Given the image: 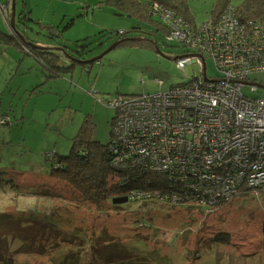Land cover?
<instances>
[{"label": "rangeland", "instance_id": "1", "mask_svg": "<svg viewBox=\"0 0 264 264\" xmlns=\"http://www.w3.org/2000/svg\"><path fill=\"white\" fill-rule=\"evenodd\" d=\"M23 2H26L25 9L32 20H25V24L18 19L24 9ZM100 2L16 0L14 22L26 34L29 45L42 48H61V42L70 44L78 39L94 38L101 28H107L111 36L103 38L98 49L86 55L87 59H92L117 40L115 34L130 31L132 23H136L131 18L112 14L109 6ZM215 2L187 0L197 27L210 19ZM242 2L229 0L235 8ZM75 16L74 23L64 29L60 38L48 35L49 26H60L62 30ZM0 28L8 30L2 17ZM128 31L127 37H135V33ZM140 38L152 45L118 47L89 67L76 64L62 78L50 81L42 79L41 65L36 59L25 55L19 47L8 46L11 41L0 40V214L32 210L40 214L54 213V217L61 215L66 220L62 228L69 233L82 234L86 239L84 242L77 240L74 245L58 243L61 245L57 250L45 247V251L44 245L50 247L52 239L45 242L44 238L33 244L27 240L28 247L36 245L41 250L35 249L38 253H33L31 249H23V253L14 254L22 249L23 243L13 234L17 228L28 232L35 229L40 233L41 229L36 228L41 225L29 219L8 220L0 223V228L9 222L17 226H13V233L3 232L6 247H9L7 255L15 264H62L68 251L82 254L80 248L83 247L86 249L81 262L100 264L101 261L97 263L94 257H100L112 244L117 247L107 254L119 264H264L262 192L240 194L206 213L196 206L191 209L184 203L171 202L167 195L159 196L155 190L141 194L131 192L123 196L127 197V202L114 207V203L106 199H90L87 193L92 194L93 189L89 188L90 192L79 188L81 193L50 179V168L56 166L52 156H62L61 150H66L64 155L69 152L72 138L84 119L89 118L93 125L94 140L106 144L112 139L114 122L112 126L111 121L115 111L119 110L114 111L105 100L121 95L163 92L186 83L199 73L197 65H188L182 73L173 60L186 52L192 54V49L166 41L163 33L156 39L148 35ZM206 72L211 77L216 73L210 58L206 61ZM251 80L255 84H264V73L253 75ZM250 89L242 90L250 98L264 97V90L252 93ZM85 195L90 199L87 202ZM117 199L121 198H114ZM123 205L126 206L121 208ZM238 206L239 209L245 206L249 224L237 231L236 236L232 235V244L211 243L214 232L224 229L225 225L230 232L236 230L233 228L236 218L233 221L232 217ZM139 217L142 220L136 219ZM83 243L86 245L81 247Z\"/></svg>", "mask_w": 264, "mask_h": 264}, {"label": "built area", "instance_id": "2", "mask_svg": "<svg viewBox=\"0 0 264 264\" xmlns=\"http://www.w3.org/2000/svg\"><path fill=\"white\" fill-rule=\"evenodd\" d=\"M162 13L166 41L194 51L175 57L177 69L197 65L199 73L163 92L114 99L110 151L116 166L138 162L164 175L174 185L165 194L171 202L187 193L189 202L212 208L242 188L264 185V97L242 90H264L251 80L264 73V21H240L227 7L216 21L193 28L174 11Z\"/></svg>", "mask_w": 264, "mask_h": 264}, {"label": "trees", "instance_id": "3", "mask_svg": "<svg viewBox=\"0 0 264 264\" xmlns=\"http://www.w3.org/2000/svg\"><path fill=\"white\" fill-rule=\"evenodd\" d=\"M25 3L26 2H23L24 9L21 10L18 18L20 20V23H22V21L25 22V20L28 21L31 17L30 12L25 9ZM100 3L109 6L112 14L118 17L131 18L136 22L135 24L132 23L131 27L129 28L130 31L127 30L128 32L136 34L135 37L132 38H140L142 37V35H148L153 36V38L156 39L159 34L163 33V37L166 40L168 31L164 24L162 13L165 9L174 11L176 13V16H179L183 21L191 25L193 28L197 27L189 12L187 0H101ZM6 6L7 5L0 4V10L2 12L3 18L10 25V8L9 6ZM227 7H232L229 4V0H216L214 8L212 10V15L206 23H212L216 21L219 14ZM235 9L236 16L240 21H264V0H243L242 4ZM78 15L82 16L81 13H79ZM74 21L75 18L71 17L62 30L60 29V26H49L48 29L50 31L48 32V35H50L51 37L54 35L60 38L64 29L71 26ZM15 27L17 28H15V30H18L20 33L24 32L18 27V25H16ZM127 31L115 34L117 39L127 38ZM110 36V30L101 28L98 34L94 36V38L87 37L84 39H78L70 44L61 42L59 44L60 46L64 47L66 51L64 53L59 52L56 49L36 48L33 45H29L27 42L23 41L22 38L19 39V37L15 39H11L9 37L8 38L10 39V41L19 46L21 48L20 50L23 51L25 55L32 57L39 62L42 67V79L44 81H48L56 78H62L65 74L71 72V70L75 67L77 61L86 60V55L91 53L95 49H98V47L103 42V38ZM149 44L152 45V43L148 40L141 39L137 40L136 42L124 43L119 47L129 46L140 48L143 46H149ZM85 67L88 66L85 65ZM113 100H105V103L111 106ZM114 117L112 118V121ZM92 127L93 125L90 119H84L76 135L72 138L69 152L64 155L66 150H61L60 155L62 156H59L57 154H54L52 156L53 160L56 159V166L52 165L50 168L49 176L51 180L65 183L66 185L75 188L81 193H83V191L79 188H83L86 191H90L89 188L91 190L93 189L95 191L92 194L87 193L90 199L100 198L106 199L109 202H113L114 198H123V196H128L131 192L137 191L146 192L155 190L159 195L171 193V191H167H169L168 189H173V183L166 181L164 179V175L160 176L147 170L146 168L144 170L143 166L138 165V162H136L135 164L128 163L121 167L116 166L114 164L115 155H113L109 149L111 148V140L106 144H102L94 140L92 137ZM177 190L179 191L180 189L177 188ZM251 191H255V194H257L258 192L264 193V185L254 189L242 188L237 196H239L240 194H247ZM188 196L190 197V195H188L187 193H185V195L183 194L182 196L183 202L181 203H184V206H188V208L191 209L194 208L193 206H196L198 208L204 209L206 213L213 212L217 206L227 203L233 198L237 197H232L229 201H220L217 206L210 208L207 207L208 205L189 202L187 200ZM84 198L86 202L90 200L86 195ZM113 206L118 207L116 204H113ZM124 206L126 205L119 207L124 208ZM239 208L240 206H238L236 211H233L235 213L232 217L233 221L236 218L235 225L233 226V228H236V230H231L230 232L229 230L225 229L227 228L225 225L223 227L224 229L220 230L219 232H214L210 240L211 243L230 245L233 241L232 235L236 236L237 231L243 230L246 225L249 224L245 206L242 207V209ZM11 212L12 211H3V213L0 214V223H5L8 220L29 219L34 224L41 225L36 228L41 229V232L37 233L35 229H32L31 232H28L27 230H19V228H17L14 223H6V228H0V264H15L13 259L9 255H7L9 252V247H6V235L3 234V232H5V234L13 233V226L18 229L15 231V233H13L16 236L15 238L18 241L23 242L22 249L20 251L14 252V254H20L23 249H31L33 250V253H38L34 250H38L39 247H36V245L35 247H28L30 246V244L27 240H30L31 244H33L40 242L44 238L45 242L52 239V245H50V247H47L49 245L45 244L43 251H45V247L48 250L55 247L57 250L58 248H60L59 246L61 244L74 245L77 243V240H81L82 242L86 240L82 234L76 235L73 232L69 233L64 228H62V223L66 222V220H64L61 215L54 217V213L40 214L35 213L32 210H25V212H18L16 214ZM198 212L202 213L200 211ZM229 213L230 211L227 212V214ZM136 219L138 221L142 220L141 217ZM261 229L263 230L262 234H264V224ZM18 232L20 234H17ZM89 242L86 241L85 243ZM85 243H83L81 247L86 245ZM116 247L117 246H115L114 244L108 246V248L106 249L108 251L104 252V254L99 255L100 257H94V260H98L97 263L101 261L100 264H119L117 263V259L116 261H114L113 258L108 255L109 253H113ZM85 249V247L80 248V250L83 251L82 254L74 253V251H68L62 258L61 263L83 264L80 258L84 256ZM40 250L41 249H39V251ZM98 254L99 253H97L96 255ZM157 263L158 262H156V264Z\"/></svg>", "mask_w": 264, "mask_h": 264}, {"label": "water", "instance_id": "4", "mask_svg": "<svg viewBox=\"0 0 264 264\" xmlns=\"http://www.w3.org/2000/svg\"><path fill=\"white\" fill-rule=\"evenodd\" d=\"M10 5H11V17H10V21H11V25L13 27H15V6H16V0H10ZM74 18H77V16H75ZM28 21L32 22L31 19H29ZM20 38L24 39L23 41L27 42V36L25 33L19 34ZM137 40H141V38H132V37H127V38H122V39H117L115 40L106 50H104L100 55L92 58V59H86V60H79L77 61L76 64H79L80 66H85L87 65L88 67L95 61L101 59L104 55H106L107 53L111 52L112 50H115L116 48H118L120 45L124 44V43H129V42H136ZM36 48H42V47H38V46H34ZM61 48H49V49H56L59 52H66L64 47L60 46ZM173 60H175V58H173ZM127 202L126 198H121V199H117V200H113L114 204H122Z\"/></svg>", "mask_w": 264, "mask_h": 264}, {"label": "crops", "instance_id": "5", "mask_svg": "<svg viewBox=\"0 0 264 264\" xmlns=\"http://www.w3.org/2000/svg\"><path fill=\"white\" fill-rule=\"evenodd\" d=\"M0 4L1 5H7L6 7H8L9 6V8L11 9V5H10V1L9 0H5V2H4V0H0ZM25 5H26V3H25ZM0 17H2V19L5 21V19L3 18V16H2V12H1V10H0ZM5 23H6V27L8 28V30H6V29H3V28H0V40H5V41H10V39L9 38H11V39H15V38H18L19 37V39H20V36L18 35V33H16L14 30H12V27L5 21ZM16 28V27H15ZM17 29V28H16ZM102 29H107V28H102ZM24 33V32H23ZM22 34V33H21ZM6 35V36H5ZM9 37V38H8ZM7 38V39H6ZM24 40V39H23ZM8 46H12V47H15V48H18L19 46H17L14 42H12L11 41V44H9ZM19 49H21L20 47H19ZM41 67V66H40ZM41 74H42V67H41ZM42 76H43V74H42ZM48 81H50V80H48Z\"/></svg>", "mask_w": 264, "mask_h": 264}, {"label": "flooded vegetation", "instance_id": "6", "mask_svg": "<svg viewBox=\"0 0 264 264\" xmlns=\"http://www.w3.org/2000/svg\"><path fill=\"white\" fill-rule=\"evenodd\" d=\"M22 23L25 24V22H23V21H22ZM10 26L12 27V30H14L16 33L19 32L18 30H15V27H13V26L11 25V23H10ZM19 33H20V32H19ZM21 33H23V32H21Z\"/></svg>", "mask_w": 264, "mask_h": 264}, {"label": "bare ground", "instance_id": "7", "mask_svg": "<svg viewBox=\"0 0 264 264\" xmlns=\"http://www.w3.org/2000/svg\"><path fill=\"white\" fill-rule=\"evenodd\" d=\"M111 136H112V131H111Z\"/></svg>", "mask_w": 264, "mask_h": 264}]
</instances>
